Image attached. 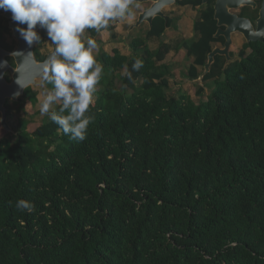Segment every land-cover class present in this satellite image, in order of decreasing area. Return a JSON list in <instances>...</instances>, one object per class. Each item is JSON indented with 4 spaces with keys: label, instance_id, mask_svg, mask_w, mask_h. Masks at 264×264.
<instances>
[{
    "label": "trees",
    "instance_id": "1",
    "mask_svg": "<svg viewBox=\"0 0 264 264\" xmlns=\"http://www.w3.org/2000/svg\"><path fill=\"white\" fill-rule=\"evenodd\" d=\"M179 4L200 7L192 40L152 50L148 39L166 34L158 18L147 40L133 39L132 58L101 53L112 77L84 141L50 119L12 134L0 124V264H264V42L229 64L217 56L201 85L224 42L215 0ZM6 33L0 22V41ZM171 53L195 58L198 95L215 84L202 109L169 96ZM118 77L131 94L115 89ZM20 199L35 210H17Z\"/></svg>",
    "mask_w": 264,
    "mask_h": 264
},
{
    "label": "clouds",
    "instance_id": "2",
    "mask_svg": "<svg viewBox=\"0 0 264 264\" xmlns=\"http://www.w3.org/2000/svg\"><path fill=\"white\" fill-rule=\"evenodd\" d=\"M131 4L132 0H0V10L11 12L16 30L29 46L41 40L38 25L46 30L54 51L44 63V78L52 89L45 92L40 112L73 141L86 139L94 120L90 108L103 72L94 55L98 45L90 36L85 38V33L88 29L99 32L111 21L131 17ZM7 66L8 61H0V71ZM142 67L143 61L137 58L132 70L126 72L128 79ZM16 83L23 88L19 77ZM54 105H60L58 111L53 110ZM15 207L28 213L35 210V205L24 199L17 200Z\"/></svg>",
    "mask_w": 264,
    "mask_h": 264
},
{
    "label": "rangeland",
    "instance_id": "3",
    "mask_svg": "<svg viewBox=\"0 0 264 264\" xmlns=\"http://www.w3.org/2000/svg\"><path fill=\"white\" fill-rule=\"evenodd\" d=\"M131 8L134 13L131 17L118 20L115 24L116 27L114 31L109 32L106 29H102L100 36L96 37L98 49L94 52V55L96 56L97 61L102 66L103 64L100 60L102 52L111 54L114 49H117L121 54L132 58L134 55L132 46L133 39L136 37H140L142 39L145 38L146 32L148 30L147 26L137 28L134 31H130L129 27L136 22L137 13L143 12L147 8V6L146 4H144L141 6H131ZM3 12V10H0V22H3L5 26H8L9 21L2 16ZM166 12L174 17L178 16V18L182 17L183 19H181L180 21L178 20L177 26L174 31L166 33L160 38L149 41L148 45L152 50L160 47L163 42H171L176 40H178V42H181L183 41V39L187 40V38L190 41L195 37V33L193 32V30L194 22L198 14L196 10H193L190 7L184 8L174 6L172 8H167ZM38 33L41 36V40L39 41L38 50L37 48L35 50L37 57L38 53L41 54V56L46 55L53 49L52 43L48 40L46 30H41ZM113 35H116L117 39H115ZM87 37L88 34L85 33V38ZM17 46L18 43L11 33H6L4 35V39L0 41V47L4 48L7 51L13 52L16 50ZM244 47L245 41L243 37L239 34L235 35L234 45L231 48V51H233V56H239L238 54L244 49ZM140 51L143 52V48L140 49ZM165 63L170 67V70H168V72H165V77L169 80L170 83L169 96L176 97L182 100L190 98L196 104L197 109H202L203 103L208 100L209 96L212 95L216 87L212 81L206 82L204 84L205 87L201 92L202 95H198V83H195L194 80L191 81L189 77V71L191 67L195 65V58L185 57V53H181L180 55L171 53ZM200 71H202V69H200ZM123 74L124 72H121V75ZM111 77V71H105V66H103V72L100 81L103 79L105 83H107ZM115 85L117 86L115 87V89L118 90L122 96H126L127 93H132L131 90H123V87H121L122 82L120 81L119 77L115 80ZM102 87L103 86H101L99 82V84L97 85V91L95 93V100L97 95H99V93L104 88ZM51 89V84L47 83L46 80H40L34 87L28 88L25 95L20 97L17 102L8 101V121L13 131H23L22 122L24 123L25 120L31 121L33 123H43L49 120L48 115H41L40 105L44 98L45 92ZM59 106L60 105H54L53 110L57 109ZM1 132L2 131L0 130V135ZM10 140L14 141L13 137H10Z\"/></svg>",
    "mask_w": 264,
    "mask_h": 264
},
{
    "label": "water",
    "instance_id": "4",
    "mask_svg": "<svg viewBox=\"0 0 264 264\" xmlns=\"http://www.w3.org/2000/svg\"><path fill=\"white\" fill-rule=\"evenodd\" d=\"M202 2L203 4H207L209 0H202ZM148 3L151 6L149 9L140 13L137 23L131 27V30L140 27L145 22L152 26L154 19L157 17L167 21L164 10L175 5L177 0H132L131 6ZM246 7L256 9L258 4L255 0H215L214 19L217 21L219 28L215 38L224 37L225 45L223 48H214L208 55V62L205 65L204 72L197 80L201 85H203L204 77L211 71V67L215 63L217 56L226 57L227 64L232 60L230 49L233 45V35H242L248 43L264 42V0L262 1L256 28L250 19L240 17L236 13V11ZM11 15V12L5 11L2 14L9 21L8 28L18 43L16 50L13 52H19V54L12 56L11 53L13 52L0 47V61H8V66L0 71V124L8 133H14L8 121V101L17 102L20 97L25 95L28 88L34 87L40 80H45L44 63L51 54L43 62L38 61L35 55L36 43L29 46L24 41L20 33L16 30L17 23L12 21ZM21 27H26V25H21ZM41 29L38 25L36 31L39 32ZM9 59L14 61L15 66L11 65ZM8 74L10 76L9 79L7 78ZM18 77L23 88L16 83ZM17 92H19V96H14V93Z\"/></svg>",
    "mask_w": 264,
    "mask_h": 264
},
{
    "label": "flooded vegetation",
    "instance_id": "5",
    "mask_svg": "<svg viewBox=\"0 0 264 264\" xmlns=\"http://www.w3.org/2000/svg\"><path fill=\"white\" fill-rule=\"evenodd\" d=\"M179 1H180V0H177V3H176L175 5L169 7V8H172V7H174V6H179V7H184V8H186V7H190V8H192L193 10H196L197 13H198L199 10H200V7L194 8V7H191V6H181V5L179 4ZM262 1H263V0H255V2H257V4H258V7H257L256 9H253V8H250V7H246V8H243V9H240V10L236 11V13L239 12V13H237V14H238L240 17H244V18L250 19L251 22H252V24H253L254 27L256 28V27H257V20H258L259 15H260V10H261ZM136 5L141 6V5H144V4H135V5H132V6H136ZM146 6H147V8H146L145 10L149 9V7L151 6V4L148 3V4H146ZM145 10H144V11H145ZM166 10H167V8L164 10V13H165V15L167 16V21H166L165 19H163V18H161V19H163V20L165 21V24H166V33H170V32H172V31H174V29L176 28L177 23H178V20L180 21V20L183 19V18H182V17H181V18H178V16L174 17V16L168 14V13L166 12ZM144 11H143V12H144ZM140 13H142V12H140ZM140 13H137V20H136V22H135L134 24L130 25V27H129V30H130V31H134V30L137 29V28H134L133 30H131V27L137 23ZM158 18H160V17H157V18L154 19V21H153V25H152V26H150L148 23L145 22V23H143L140 27H138V28H141V27H143V26H147V27H148V30H147L146 35H145L146 40L148 39L147 37H148L149 32H150V31L153 29V27H154V22H155V20H157ZM119 20H121V19H119ZM117 21H118V20H117ZM117 21H114V22L111 21V22L109 23V26L106 28V30H108L109 32L114 31V30H115V27H116L115 24L117 23ZM41 30H44V29L42 28ZM41 30H40V31H41ZM129 30H128V31H129ZM90 31H91V29H88V30L86 31V34H88V37L91 36ZM130 31H129V32H130ZM193 32H194V30H193ZM100 33H101V31L98 32L97 37L100 36ZM235 35H237V34H235ZM235 35H233V45H234V36H235ZM184 36H185V35H184ZM240 36H242V35H240ZM113 37H114V35H113ZM116 37H117V36H116ZM116 37H115V39H117ZM242 37H243V36H242ZM145 38H144V39H145ZM159 38H160V37H159ZM220 38H221V37H220ZM222 38L224 39V42H218V43L216 44L215 48H216V47H220V48H223V47H224V45H225V38H224V37H222ZM113 39H114V38H113ZM154 39H155V38H150V39H148V42H149V41H152V40H154ZM243 39H244V41H245V45H246V44H249V43L245 40L244 37H243ZM185 40H186V39H185ZM187 40H188V38H187ZM114 41H116V40H114ZM233 45L231 46V48L233 47ZM38 46H39V42L36 43V48H37V50H38ZM53 47H54V46H53V44H52V48H53ZM36 48H35V50H36ZM53 50H54V48L52 49L51 52H49V53L46 54V55H42V56H41V54L38 53V57H37V55H36V51H35V55H36L37 60L40 61V62H43V61L47 58V56H48L50 53L53 52ZM114 50H115V49H114ZM114 50H113V51H114ZM113 51H112V52H113ZM232 53H233V51H231V49H230V56H231V58H232L231 61H234V60H236L239 56H233ZM111 54H112V53H111ZM239 54H240V53H239ZM239 54H238V55H239ZM224 59L226 60V63H225V64H227V59H226V57H224ZM9 62L11 63L12 66H15L14 61H13L12 59H9ZM228 64H229V63H228ZM7 78H8V79L10 78L9 74L7 75Z\"/></svg>",
    "mask_w": 264,
    "mask_h": 264
}]
</instances>
